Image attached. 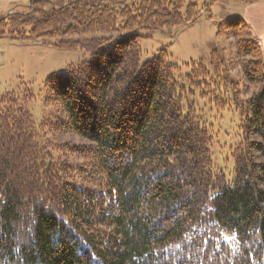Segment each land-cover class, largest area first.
Here are the masks:
<instances>
[{
  "label": "trees",
  "instance_id": "trees-1",
  "mask_svg": "<svg viewBox=\"0 0 264 264\" xmlns=\"http://www.w3.org/2000/svg\"><path fill=\"white\" fill-rule=\"evenodd\" d=\"M124 1L32 0L0 19V40L110 36L53 45L91 56L45 82L65 114L57 127L35 124L32 95L0 97V264H264V54L251 26L232 18L217 31L234 40L244 86L229 183L188 100L230 106L220 54L212 72L192 63L181 77L164 51L141 64L137 34L194 24L220 0L115 9ZM47 126L88 145L42 141Z\"/></svg>",
  "mask_w": 264,
  "mask_h": 264
},
{
  "label": "rangeland",
  "instance_id": "rangeland-1",
  "mask_svg": "<svg viewBox=\"0 0 264 264\" xmlns=\"http://www.w3.org/2000/svg\"><path fill=\"white\" fill-rule=\"evenodd\" d=\"M32 0H0V19L13 12H27ZM60 1V0H50ZM136 0H127L115 6L119 10L131 6ZM206 1V0H205ZM232 18L244 19L252 29L254 38L259 43L264 54V0L253 3H242L238 0L217 1L211 6L210 13H203L202 18L194 24L180 29H165L163 31H139L142 36L139 42L141 64L156 58L164 51L171 64L179 69V76L192 74V63H200L212 72V53L217 51L225 65L223 77L227 80L226 92L230 106L226 109L216 107L203 99L199 93L188 98L198 115L211 129L213 146L211 153L216 171H222L227 182L232 183L234 177V162L229 154L230 148L241 141V105L244 92L242 71L237 59L234 40L217 36L218 27ZM119 27L124 21L119 19ZM107 34H96L82 38L46 39L28 42L13 41L9 38L0 40V97L14 94L20 99L25 95H32L26 104L27 110L36 125L43 123L55 124L65 120L61 105L47 102L45 82L54 74L64 73L71 66H77L89 61L91 56L83 50H60L53 45L63 40L79 41L109 38ZM258 88L250 87L251 95ZM246 95V96H248ZM243 96V99L248 97ZM244 99V100H245ZM49 140L55 145L87 146L88 143L72 134H65L60 130H52L50 126L41 135V140ZM58 157L59 154L55 153ZM63 156V155H61ZM74 163L75 158H65Z\"/></svg>",
  "mask_w": 264,
  "mask_h": 264
},
{
  "label": "crops",
  "instance_id": "crops-1",
  "mask_svg": "<svg viewBox=\"0 0 264 264\" xmlns=\"http://www.w3.org/2000/svg\"><path fill=\"white\" fill-rule=\"evenodd\" d=\"M30 1V0H29Z\"/></svg>",
  "mask_w": 264,
  "mask_h": 264
}]
</instances>
